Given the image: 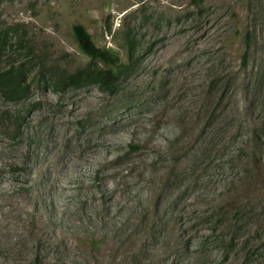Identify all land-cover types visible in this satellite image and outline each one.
Masks as SVG:
<instances>
[{"label":"rangeland","instance_id":"374dc122","mask_svg":"<svg viewBox=\"0 0 264 264\" xmlns=\"http://www.w3.org/2000/svg\"><path fill=\"white\" fill-rule=\"evenodd\" d=\"M0 46V264H264V0H0Z\"/></svg>","mask_w":264,"mask_h":264},{"label":"trees","instance_id":"16d2710c","mask_svg":"<svg viewBox=\"0 0 264 264\" xmlns=\"http://www.w3.org/2000/svg\"><path fill=\"white\" fill-rule=\"evenodd\" d=\"M72 36L81 53L89 58L90 64L75 73L68 74L61 82L62 89L83 87L94 82L100 86L102 91L113 94L117 89L119 76L127 66L123 65L118 55L111 50L97 47L83 25H74ZM137 44L136 32L128 30L124 35L123 47L127 50L131 64L137 61V58L134 57ZM98 63L102 64L103 68H99ZM29 92L28 73L24 70V66L0 70V98L20 102L27 97ZM39 262L37 259L36 263L39 264Z\"/></svg>","mask_w":264,"mask_h":264}]
</instances>
